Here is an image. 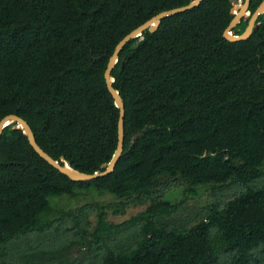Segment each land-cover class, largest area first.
Instances as JSON below:
<instances>
[{"label":"trees","instance_id":"obj_1","mask_svg":"<svg viewBox=\"0 0 264 264\" xmlns=\"http://www.w3.org/2000/svg\"><path fill=\"white\" fill-rule=\"evenodd\" d=\"M191 1L0 0V121L17 115L53 159L103 172L120 118L110 57L139 26ZM233 7L204 0L124 47L112 73L124 152L111 175L72 181L22 130L4 129L0 264H264V15L250 39L230 42ZM183 184L212 201L184 216L185 201L169 197ZM93 191L116 201L52 204Z\"/></svg>","mask_w":264,"mask_h":264},{"label":"water","instance_id":"obj_2","mask_svg":"<svg viewBox=\"0 0 264 264\" xmlns=\"http://www.w3.org/2000/svg\"><path fill=\"white\" fill-rule=\"evenodd\" d=\"M203 1L204 0H192L191 3L186 6L159 13L158 15L154 16L152 19H150L149 21L145 22L137 29L132 31L130 34H128L116 46V49L113 55L110 57L107 69L105 71V81L109 92L114 98L115 105L120 109V118L118 123V145L116 152L113 158L111 159V161L109 162V164L102 166V169L104 170L103 172L86 174L72 168L64 158L61 159V162L64 164L53 159L48 153H46L38 145L33 130L28 124V122L17 115H8L0 121V136L2 135L6 127L10 125H14L15 129L23 131V133L28 138V141L32 146V148L42 159H44L46 162H48L51 166H53L55 169L60 171L62 174L70 178L72 181L89 182L111 175L115 171L117 163L121 159L124 152V140H125L124 119L126 115L125 104L119 91L113 87V84L115 83V79L112 77L113 70L116 67V65L119 63V59H120L119 57L122 50L130 41L142 36V34L145 31L148 30L151 33L157 32L163 19L190 11L200 6ZM250 5H251V0H243V4L239 6L234 5L233 13L235 14V17L224 33L225 39H227L230 42L246 41L251 38L253 31L259 28L260 23L258 22V20L261 15H264V1L260 4V6L257 8V10L254 13L250 12ZM244 18H249L248 26L241 35H236L234 30L236 27H238V25L241 24Z\"/></svg>","mask_w":264,"mask_h":264},{"label":"rangeland","instance_id":"obj_3","mask_svg":"<svg viewBox=\"0 0 264 264\" xmlns=\"http://www.w3.org/2000/svg\"><path fill=\"white\" fill-rule=\"evenodd\" d=\"M235 6H239L243 4V0H233ZM186 186L180 185L170 191L169 197L173 201H185V213L184 216L189 215V213L193 211H197L204 205L208 204L212 200L209 198V191L205 188H199L197 190L196 195H191V194H186L185 193ZM93 191L92 193L88 195H82L80 197H75L74 199H69L67 196H64L63 198L59 199H53L52 204L55 206L63 207L66 209H76L79 206H82L85 203H100L102 205H106L108 203L116 201V198L112 195H98L97 192ZM166 198H168V195H166ZM146 206L141 205V206H131L127 209L126 214L123 216H115L112 213H109V221H112L114 223H121L130 217L142 212L145 210ZM95 219L93 218V221Z\"/></svg>","mask_w":264,"mask_h":264}]
</instances>
